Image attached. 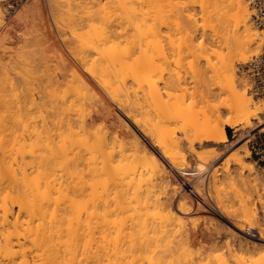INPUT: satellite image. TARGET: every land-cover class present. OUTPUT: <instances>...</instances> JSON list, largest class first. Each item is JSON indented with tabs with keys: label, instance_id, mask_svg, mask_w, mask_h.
Returning <instances> with one entry per match:
<instances>
[{
	"label": "bare ground",
	"instance_id": "obj_1",
	"mask_svg": "<svg viewBox=\"0 0 264 264\" xmlns=\"http://www.w3.org/2000/svg\"><path fill=\"white\" fill-rule=\"evenodd\" d=\"M64 1L62 0V3ZM72 1L76 2L75 0H72ZM84 1H86L87 5L84 3ZM84 1H78L80 3L81 2L84 3L83 4L84 6L82 4H79L78 7H80V6L85 7V8H83V12H84V9H87L86 6L88 7V11L86 10L87 13L85 12L87 15L89 14L87 16L89 18V20L87 21V19H86L88 24L90 23V21H93L95 19L96 20L93 22H96V21L99 22L98 20H103L104 23L100 21L104 25V26H102V28H104L106 24H108V25L110 24V23L105 24V22H106V19L108 18V14L110 12H112L111 14H113V11H112L113 9H111V7L114 8V6L117 4L116 0H114L115 3L113 0H84ZM119 1L121 2V3H119L121 11L123 10V13L124 14L126 13V15L127 14L132 15L130 17H131L132 21H133V19L135 21L134 22L135 25L133 23L131 24L129 22H126V23H129L130 26L131 25L135 26V27H133V35L132 34H130V35L133 36V40L135 41L134 44L135 45L137 44L136 46L135 45L133 46L131 44V42L133 43V41H132V38L130 36L129 37H130L131 42L129 41V38H127L128 31L125 30L127 28L125 26V24H124V27H126V28L125 29L123 28V32L125 31L126 33H124V36H123V34H122L123 32H122V30H121L122 28H121L120 33L122 35H120L121 38L117 37L118 39H120L118 41V39L116 38V35L114 36V38H116V39L112 38L113 40H111V38H110L111 36H113L112 33H114V34L116 33V32H113L116 30V29L114 30V28H113L114 26L113 27L112 26H110V27L106 26V30H105V28L104 29L101 28V30H99V28L101 26V24L99 23L100 26L98 25L99 28H97L99 30V32L98 31L95 32L96 34H94V37L91 36V39L92 40L94 39L92 41L93 42L92 44L88 43V42L85 43L86 42L85 40H87L86 39L87 37H90V33L93 30L88 31L89 36L86 35L87 34L86 33L84 35L85 37H81L80 35L83 36L82 31L80 32L82 34L77 36V38H76L77 41L84 39L83 41H85L84 43L87 45H85L82 42V40H81V44H83L85 46H89V48L90 47H92V48L91 49L88 48L89 51L91 50L90 53H89V51H85V52L83 51L86 54H84V53L82 54V52H80L82 55L79 53L81 56L77 54L79 56L78 60L76 58L75 59L77 61H79L78 63L80 64L81 69L76 70L74 68H70L71 72L69 71V69L67 70L70 73L65 70L67 73L65 72L66 74L63 75V77H64L63 84H61L62 81H60L62 79H60V80L57 79V81L59 80L58 82L53 80L54 83H51L52 82L51 81L50 82L51 84H49L50 89L48 87L49 90L47 93L46 86H44L45 84L43 82L42 83L44 84L43 86L45 88L44 89L45 91L41 90L43 88L42 83L37 84L38 86L41 85V88H40V86L39 87L37 86V88L35 89L34 86L32 85L33 84V82H32V84L27 86V87L33 86L30 89L32 90L34 88L32 90L34 92H30L27 94L24 93V91L26 89H23V87H22L23 84H21L23 79H20V78L17 79V81L22 80L20 82L22 89H21L20 85H19L20 88L17 87V84H15V82H13V81L11 82L12 83L11 85L9 83L10 81L5 83V84L8 83L10 86L8 84L7 85H1L2 83L0 84V134H2V132H3V134L1 135L2 138H0V139H2V141H4V143L6 144L8 142V139H7V142H5L6 138H4V137H7V136L9 137V133H10L9 129L11 128L13 130L14 129L13 127H19V128H17V130H15V131H17L16 133H14L15 131L10 130L13 132L10 134H16V136L10 135L11 137H9L10 138L9 140H11L14 137L13 140L10 141L12 144L10 142H9L10 145L7 143L10 147L8 146V148H6L7 144L3 145L2 144L3 142L0 141L1 146L3 145V147H0V152H2L0 154L1 155L0 158L2 160L0 162V170L3 173L2 174L0 172V176H1L0 177V179H1L0 188H1L2 180H4V182L7 181V183L9 182V184H6V185H4L6 182L5 183L3 182L2 187L4 188L6 186L7 189H5L6 188L5 187L4 188L5 190L2 188L1 189L2 191H0V193L1 192L3 193V194L1 193L2 195L0 194L1 195L0 196V198H1L0 199V264H103L104 262H105L104 264H122L121 262L127 261L124 259L126 257H129V256L132 257L134 260H132L130 258L131 261H128L127 263L124 262V264H129V262L132 263V261L134 264H135L134 261H138L137 264H175L176 263L175 258L177 256L178 257L176 259H177L178 263H179L178 260L182 259V263H184V264H186V262L188 264V262L190 260H191L190 264H206L205 263L206 260H203L204 259L203 257L205 255L207 256V254H209V253L207 252V254H205L206 253L205 251H204L205 253L204 252L202 253V248H204L205 246L202 245L203 246L202 247L200 245V247H202L201 251L196 249L197 251H199V253H202V255H203L202 256L201 254L198 255V253H195L196 256L198 255L197 257L193 253H191L193 250L192 249L193 247L190 249V248H188L187 245L186 246L184 245L185 247L183 246V244H184L183 242H187V244L190 242V241L188 242V238L185 237L187 234L186 233V226H182L180 224L181 222L183 223V220H184V218L182 217L183 214H182L181 219H180V220H182V218H183V220L182 221L179 220V225L182 226L181 232L184 235V237H182V236L180 237L181 240H183V242H181L179 240V238H177L179 235L175 236L177 239L176 238L174 239V235H172L173 238L171 237L170 231L172 234L173 229L170 230L169 226H171V225L169 223L170 218L168 216L167 217L165 216L166 218L164 217L165 220L168 219L165 221V223L167 222L166 224L162 220H160L158 223V221L154 220V218H153L154 208H156L155 206L159 205L157 202H161V201H159L158 199L155 198V200L157 202L156 201H154V202H156L157 205H153L154 204V202H153V204H152L153 205L152 207H154L153 211L148 212V211H150V210H148L149 209L148 207L151 206L152 202L148 203V201H146V200L149 199L151 201V199H152V201H153V197L156 196V195L153 196L154 191H155L154 190L155 187L153 186V182H155V181H153L151 183L149 181V183L147 184V185H149V187H146V185L143 186V187H145V189H143V190L147 191V192L143 191V192H145V193H143V196L146 200L143 199V196L141 193L142 186L140 188H139V186L141 184H143L142 182L145 183V181L150 178L151 174H150V171L145 169L146 167L143 166L145 169L144 172L146 170L149 172V173H147V175L149 177L147 175H146L147 178L144 176L145 173L143 174L141 171V169L143 167L138 162V160L140 158L144 159L145 157L149 156V154H150V156H152L151 155V148L149 146H147L144 142L142 143V141L138 140L139 136H138V138L136 137L138 135V133H136L133 130L134 127L131 130L128 129L131 126L130 124H128V123L126 124L127 131H126L125 135L123 134L122 138L121 137L119 138V136L121 134L119 135L118 132L114 131V130H113L114 132H112V130H111L112 128H110L108 125L104 124L103 120H101L102 125L97 126L98 118H96L94 116V114H92L94 112V109L97 108V106L102 107L105 104V102H104L105 98L102 99L100 94H99L101 91L99 90L100 92H98L96 89L97 85H98V87H100L102 90L105 91V92L104 91H102V92L106 93V95L108 96L109 99H110V97H112L111 100H114L116 98V97L113 98L115 96L116 92L120 91V93H121V90H120L121 88H122V91H124V95L123 94L122 95L123 96L126 95L127 98L129 97V93H131L133 91L132 89L135 87L134 86L132 88L133 85H136L135 89L137 87L139 88V86H137L138 83L136 84V82H135L136 80L132 79V81H129V82H131V85H128L127 84L128 82L126 83L127 78H130L129 75H131V73H129V72L132 69L128 70L129 68H127V70H126V67H125V69L123 68L122 70L119 69L121 71L124 70V75H127L125 73L127 71H129V72H127L128 76H126V77H123V74H121L122 73L121 71H118V72L119 73L121 72L119 75H122V76H119L118 74L115 75L116 73H118V72H116V70L119 67L123 66V65L121 66L120 64H122L124 62V60L123 61L121 60L122 62L119 61V63H117L118 65L116 64L117 68L115 69L114 66H115L116 60L115 61L112 60L113 58L111 56H113L114 59H116L115 55L117 57L118 53L115 55H114V53L125 49L124 45H126L128 47V48L126 47L127 50L129 48L134 49V48H132V46L135 47L136 50H138L137 46H139V49L144 48L143 42H145L144 46L146 45L147 48H149V47L151 48V45H152L151 41H152L153 37L158 38V36L156 37L155 35H159V34H156V28L158 27V24L160 22V21H158L157 18L156 19L158 21V24H157V26H155L156 25L155 15L157 13L154 12V11H156V10H154V9H156L155 8L156 2H154V1H156V0H127V1L124 0L126 2L130 1V4L127 3V4H129V6H127L126 2L124 3L123 0H119ZM172 1H170V2H172ZM218 1H216L215 4H213V9H214L213 11L214 12L216 11V14L218 17V18L216 17V19H218V21H219V22L218 21H216V22L218 23L217 25H219V23H221L220 24L221 25L220 30L222 29L221 31L223 32V34L221 33V37H219V34L221 31H218L219 29H217V31H218L217 32L215 29L217 34L218 33L219 34L217 36L216 32L214 31L215 35L214 34L213 35H214V38L215 37L220 38V39L218 38L219 41H216V42H220V43H218L219 45L217 44L218 46H216V47H219L220 51L218 49L214 48L215 45H213V48L216 50L212 51V53L214 54V52H215L217 55L216 56L214 54V56L216 57V58L214 57L215 60L217 59V62L214 60L216 62L215 63L216 67L214 65L215 75L217 76L216 78H218L220 81L227 82L225 84V86L221 88V90L218 94H221V95L226 94L228 96L226 98H228V99H224L223 100V101H225L224 103L222 101V104L221 103H220L221 105L219 104L220 106L219 105H218V107L216 106L215 112L218 113V114L216 113V115H217L216 117H217V119L218 118L219 119L216 120V122H217L216 124L214 122L215 126H213L211 133L209 131L207 132V133H210V135L207 137L206 136V135H208L207 133H206V135L200 134V137H202L204 139V136H206L207 137L206 140L210 139V140H212L213 143L218 144V146H220L219 144L226 143V142L233 143L238 138V134H236L235 137H233V138L228 137L227 132H226V125H228L232 128H235L237 131L242 130V133L240 132V134L243 135V133H244V137L248 136L246 130L248 129L247 126L251 125L250 124L251 117L255 116L256 119L260 118V120L261 119L263 120V118H264L263 117V115H264V101H259L253 97V95L251 94L252 92L250 91L249 86L247 84L248 82H246L247 80L245 78H243L245 76L241 77L240 75H238L237 68H236V64L238 62H244L245 63V61H247V59L255 53V50L257 51V48L261 46V43H259L257 41L258 40V33L249 24V19L251 18V14L249 15V13H248L247 1L246 0H218ZM70 2L71 1H69L67 4V1H66L65 3L67 4L66 7L69 9V11H67V12L69 13L71 19L69 17L68 18L72 22H74L73 19L76 18L74 15H78L79 13L78 12H77L78 14L74 13L77 11L76 7H75L76 11H75L74 6L69 7L70 5H73V3H74L73 2V3L69 4ZM111 2H112V4H111ZM202 2H203V0H202ZM154 3H155V5L152 8V5ZM157 3H159V2H157ZM187 3H188V1H187ZM171 4L169 7H171ZM210 4L208 3V5H210ZM1 5L2 4H0V26L3 24V21H4V17H5L4 13L7 11V8H5L4 6H1ZM203 5H204V3H203ZM75 6H76V4H75ZM117 6H119V5L117 4L115 7L117 8ZM146 6H148V7H146ZM159 6H161V5H159ZM185 6H187V5H185ZM82 7H80L81 10H82ZM95 7H97V9ZM109 7H110V9H109ZM150 7L152 9H150ZM172 7H173V5H172ZM73 8H74V10H73ZM160 8H163V7H160ZM203 8H205V6ZM72 11H74V12H72ZM78 11H80V9ZM176 11H177V8H176ZM68 13H67V16H69ZM169 13L171 14V12H169ZM81 14L83 15L82 11H81ZM153 14H155V15H153ZM118 15L116 12V16H118ZM120 15L122 16V13ZM121 16H118V17H121ZM124 16H123V21H124ZM213 16H215V15H213ZM249 16H250V18H249ZM179 17H180V13H179ZM188 17H189V15H188ZM77 18H79V17H77ZM158 18H160V15ZM192 18H193V16H192ZM194 18H195V16H194ZM5 19H6V17H5ZM79 19H82V17L80 16ZM180 19L181 18H179V20ZM188 19L189 18H187V20ZM70 20H69V22H70ZM114 20H117V18ZM119 20H120V18H119ZM189 20L193 21L192 19H189ZM120 21H122V18ZM129 21H130V19H129ZM132 21H130V22H132ZM66 22L68 23L67 18H66ZM75 22H76V20H75ZM178 22H181V21H178ZM195 22H197V21L195 20ZM181 23H183V21ZM90 24L92 25V23H90ZM95 24L93 25V27L95 26ZM186 24H185L184 28L187 27ZM68 25H69V23H68ZM82 25H84V24L82 23ZM91 25H89V26H91ZM69 26H71V25H69ZM89 26H87V27H89ZM180 26H181V24H180ZM72 27H75V26L72 25ZM72 27H70V28H72ZM87 27H86V29H87ZM96 27H97V25H96ZM115 27L117 28V26H115ZM107 28H109L113 31H111V30L109 31ZM74 29H75L74 32H76V30H77L76 27ZM90 29H93L92 26L90 27ZM134 30L136 33L134 32ZM116 31L119 32V28ZM164 32H166V31L164 30ZM84 33H85V31H84ZM92 33H94V31ZM187 33L189 34L190 31L186 32V35L188 36ZM78 34L79 33H77L76 35H78ZM168 34H170V33H168ZM186 35H185V38H187ZM192 35H191V37H193ZM125 36H126V39H125ZM135 36L137 38H135ZM165 36H168V35H165ZM80 37H81V39H78ZM195 37H196V33H195ZM150 38H151V40H150ZM123 39H125L126 42L129 41V43L132 46L130 44H128V42L127 43L124 42L125 40H123ZM136 39H138V40L136 41ZM160 39H161V37H160ZM108 40H111L113 42H111V41L108 42ZM115 40H117L118 42ZM121 40H123L124 43ZM187 40H190L189 37ZM187 40L184 42L185 43L188 42V43L192 44L191 43L192 38L190 41H187ZM87 41H89V40H87ZM114 41L116 43H114ZM167 41L169 42V40H167ZM119 42L121 43L120 45L118 44ZM216 42H215V44H216ZM77 43L79 44V42H77ZM262 43H263V40H262ZM190 44H187V45L189 46ZM121 45H123L124 48ZM129 45H130V47H129ZM120 46L122 47V49L120 48ZM158 46H160V45H158ZM158 46H156V47H158ZM77 47H79V46H77ZM193 48H194V46H193ZM193 48L192 49L188 48L189 49L188 51L193 50ZM213 48H211V49H213ZM130 49H129V51H132ZM152 49H153V47H152ZM166 49H167V47H166ZM127 50H126V53L128 52ZM141 50L142 49H140V52H141ZM147 50L148 49H146V51ZM123 51L125 52V50H123ZM123 51L119 53V55H122L121 57H124ZM149 51L150 50H148L146 54H148ZM193 51H195V48ZM87 52H88V54H87ZM153 52H155V51H153ZM129 53H130V56L132 55L131 52H128L127 57L132 58L129 56ZM193 54H194V52H193ZM195 54H197V52H195ZM155 55H156V53H155ZM89 56L90 57L92 56V58H90ZM195 56L196 55H194V57ZM93 57L95 59H93ZM127 57H125V59ZM139 57H136V59H138ZM144 57H146V56H144ZM120 58L119 59L117 58V61L120 60ZM57 59H56V61H57ZM121 59H124V58H121ZM140 59H142V55H141ZM145 59H142V63H143V60H145ZM59 60H61V59H58V61ZM127 60H129V59H127ZM62 61L64 62V60H62ZM145 61L143 64L146 66V65H148V63H147V61L146 62ZM136 62H137V60L131 61L130 63L131 64L133 63V64L132 65L130 64V66L132 67L134 65L133 68H137L136 64L139 65V62L138 63H136ZM145 63H147V64H145ZM111 64L114 66H112V67L109 66ZM127 64H128V62L125 65L129 66ZM150 66H152V65H150ZM150 66H146L145 67L146 70H148V69L151 70L152 67H150ZM139 67L137 69H139ZM211 67H212V65H211ZM55 68L56 67H54V69ZM110 68L111 69L113 68V72H112V70H110ZM145 68L142 71H145ZM47 69H49V68H47ZM58 69H55V71H57ZM137 69H134V72H136L138 74V76H136V73H135V75H131V78L136 76V78L142 79L139 76L140 72H141L140 75L142 76V71L139 70V72H138ZM26 70H29V69H26ZM79 70H82V73ZM31 72H32V70H31ZM48 72H50V71H48ZM61 72H62V70H61ZM110 72H111V74L113 73L114 76L111 75ZM16 73H18V72H16ZM28 73H29V75L31 74L30 72H28ZM28 73L26 72L27 75H28ZM145 73H146V71H145ZM26 74H25V76H26ZM53 74L56 75L57 72H55ZM59 74H60V72H59ZM152 74H155V73L153 72ZM34 75H35V73H34ZM48 75H51L50 78L53 77L52 73L48 74ZM144 75L147 76V74H144ZM22 76H23L22 78H25V79L28 77V76L24 77V75H22ZM111 76L114 77L116 80L111 81V79H112V78H110ZM56 77L57 76H55V78ZM121 77L126 78V80H123V78H121ZM17 78H18V76H17ZM29 78L27 80H29ZM34 78H36V77L34 76ZM118 78H121V80ZM37 79L38 78H36V81H37ZM146 79H147V77H146ZM153 79H155V78H153ZM45 80H47V79L45 78ZM29 81H30L29 83H31V80H29ZM113 81L114 82H116V81L117 82L118 81L123 82L124 81L123 82L124 84H122V82H120L122 85H117L119 82L118 83L116 82L117 84L114 87ZM143 81L145 82L146 80H143ZM163 82H165V81H163ZM29 83H27V84H29ZM151 83H152V81H151ZM18 84H19V82H18ZM46 84H47V82H46ZM126 84L128 86H130L131 88L129 87L130 88L129 89L126 86ZM123 85H125L126 88ZM143 85H141V89L143 88ZM145 85H147V84H145ZM118 86L120 87V89ZM148 86L151 87L149 84H148ZM51 87H52V89H51ZM60 87L63 90H61ZM116 87H117L118 91L115 90ZM152 87H154V83L152 84ZM24 88H26L25 85H24ZM124 88L125 89L128 88L129 93L126 94L127 90H124ZM16 89H18V91H19L18 93H17ZM27 89H29V88H27ZM135 89H134L135 92L139 91L138 89H136V90ZM155 89H156V87L153 90L150 89L151 92H149V91L148 92L150 93L151 96H153V99L155 98L157 100V98H156L157 96L151 94L153 92H158V91H155ZM22 90H23V93L21 92L22 97H21V101H20L19 100L20 97L18 98L16 95L19 96L20 91H22ZM113 90H115L116 92L114 91L115 92L114 93ZM130 90H131V92H130ZM159 91H160V89H159ZM208 91H209V89H208ZM27 92H28V90H27ZM133 92L131 95L132 97L130 96V98L135 99V101H136V98H133V96L137 92L136 93L135 92L133 93ZM213 92L214 91H212V94H213ZM118 93L116 94L117 98L119 96ZM167 93H168V91H167ZM201 93H202V91H201ZM45 94H47V95H45ZM23 95H25V96H23ZM142 95H143L142 97H144V98L146 97V96H144V94H142ZM146 95H147V92H146ZM150 95L147 99H151ZM166 95H168V94H166ZM13 96H15V98ZM135 96L138 97L137 94ZM158 97H159L160 101L164 102L163 100L160 99L161 96L158 95ZM124 98L125 99H123V98L121 99V96L118 98L119 100L121 99L120 100L121 102H122V100H125L124 102H122L123 104L125 103V105H124L125 107H123V105L121 103H119V105L121 104V106L125 109L124 113H126V111H128V113L130 112V114H132V113L134 114L135 111H137V112L139 111V110H136L137 108L139 109V107H138L137 102H135V101L134 102L136 103L137 107L135 105L133 109L130 107V110H129L128 105H131L133 107V105L131 104L132 102L129 101L131 99L130 98L127 99L126 97H124ZM144 98H143V100H144ZM56 99L61 100V102H60L61 104L57 103L59 101H56ZM126 99L131 103H129ZM137 99H139V98H137ZM207 99L208 98H206V101H207ZM209 100L210 99H208V102H209ZM115 101H112V102L115 104ZM160 101H159L160 104L158 103L159 106L162 104ZM134 102H133V104H134ZM167 103L168 102H165L164 105L165 104H166V106L170 105ZM182 103H184V102H182ZM126 105L128 108L126 107ZM141 105H142V103H141ZM178 105H181V104H178ZM207 105H209V104L207 103ZM141 107L142 106H140V110H141ZM144 107H145V105H144ZM144 107H143V109H144ZM168 107L163 106V108H162L160 106V108L163 109V110H160V112L162 111L161 114L164 115V113H166L165 115L167 116L168 115L167 112H164V111H167L166 109ZM184 107H185V104H184ZM105 108H107V107H105ZM160 108H157V109H160ZM170 108L171 107H169V109ZM185 108H187V107H185ZM98 109H100V108H98ZM131 109L135 110V111H132ZM182 109H184V108H182ZM188 109L189 108H187V110ZM173 110H174V108H173ZM227 110H228V112L230 111L229 113L232 112L231 115L236 114V113H238V114H237V116L234 115V117L230 115V116H228V118L226 117L227 119L224 118V120H226V121H224L223 118L221 120V118H220L221 114H224L225 112L227 113ZM131 111H132V113H131ZM234 111H235V113H234ZM44 112H46V114ZM96 112H97V110H96ZM114 112H116V111H114ZM143 112L146 113L148 111H143ZM128 113H127V115L130 116V114H128ZM175 113H177V112H175ZM229 113L227 115H229ZM116 114L118 115V113H116ZM133 114L131 117H132V119L135 118V120H133L134 122H136L135 124L137 126H142V124L139 123L140 120L138 121L136 119V118H138L137 117L138 115L136 114L137 116L133 117L134 116ZM213 114H214V112H213ZM33 115H35V116H33ZM176 115H178V114H176ZM147 116H149V115L147 114ZM158 116H160V115H158ZM36 117H37V119H36ZM74 117H77V118H74ZM87 117H89L90 120H87ZM120 117L121 116H119V118ZM168 117H170V116H168ZM214 118H215V116H214ZM29 119H31L33 121H29ZM75 119L76 120L78 119V120L75 121ZM121 119H119V120L123 121ZM129 119L131 120V121L129 120L130 123L133 122L131 118H129ZM139 119H140V115H139ZM166 120H168V119H166ZM174 120L176 121L177 119L175 118ZM78 121H80L79 122L80 124L78 123ZM120 121H118V122H120ZM124 121H123V124H124ZM141 121H142V119H141ZM30 122H32V123L29 124ZM76 122H77V124H79L78 125L79 127L76 125ZM99 122H100V120H99ZM149 122H150V120H149ZM257 122H259V121H257ZM138 123H139V125H138ZM153 123H154V120H153ZM245 123H246V125L241 126L242 124H245ZM182 125H181V127H182ZM246 127H247V129H246ZM263 128H264V126H263ZM19 129L24 131V132L21 131L24 135H21V132ZM103 129H105V130L103 131ZM140 129L142 130V128H140ZM208 129H209V127H208ZM135 130H137V129H135ZM144 130L146 131V129H144ZM144 130H142V131H144ZM192 130H194V128ZM262 130H264V129H262ZM4 131H6L7 134ZM18 132H20V133H18ZM25 132H26V134H27V132L29 133L28 135L30 136V138L33 137L32 139H30V140H32L33 143H35V142L36 143L37 142L42 143L43 142L42 144L45 146V148L43 147V145L40 147V144H39V146L35 147V144H33L34 150L37 149L38 147H40V149L41 148H43V149L47 148L48 149V150L46 149V151L44 150L45 153L47 151L51 152L50 154L48 152H47L48 154H45V153L41 154V151H40V153L38 152V150H40V149H38L35 152H38L39 156L40 155L41 156L38 158V154H37L38 160H36V158H35V160H34V158L32 160L29 156L33 157L31 154L32 153L31 150H33V149H32V147H30L31 149H29V146L31 145V143H30L29 137H26V138H28L26 140L29 141L28 143L30 145L28 143L27 144L29 146L26 145L25 143H24V145L28 146V149H27V147H25V150H27L26 152L31 154V155H28V157L31 160H27V161H30L29 165L31 167V169H30L31 171L26 170L27 167L25 164L28 165V162L26 160H22L23 165H20L21 163L19 161H21V160H19V159L17 160L15 157L19 153H24V152H22L23 151L22 144L24 142L25 137L23 139V137L21 138V136H25ZM133 132H135V134ZM202 132L205 133V131H202ZM112 133H114V134L117 133L118 135H116V134L112 135ZM158 133L161 134V131H159ZM186 133L187 132L184 131V134H186ZM193 133H196V132H193ZM249 133H251V135L249 137V139H250L254 136V132L251 131ZM4 134L7 136H5ZM18 134L21 135L20 138H19ZM110 134L112 136H110ZM160 134L159 135L155 134V135L160 136ZM188 134H190V133L188 132ZM165 135H167V134L165 133ZM116 136H118V137H116ZM149 136L151 138V135H149ZM110 137H112L113 139L116 138L119 141L118 142L117 140L114 139V141H117L116 143H119L118 144L119 145V151L118 152H116L115 150L113 151V152H116V155L118 154L117 155L118 157H116V156L114 157L115 153L113 155V152L109 150V147L111 149L114 148L113 145L115 143V142H113V139ZM160 137H162V136H160ZM187 137L188 138L190 137L189 138V140H190L191 137H193V136H187ZM200 137L198 134L199 142H203L204 140L203 141L200 140L201 139ZM209 137H211V138H209ZM18 138H19V141L17 140ZM21 139H22V141H21ZM162 139L164 140V138H162ZM150 140L152 141V138ZM164 141H166V140H164ZM246 142H247L246 139L244 141H242V143L240 145L241 146L240 149H239L240 146L238 147V149L233 148L234 150L235 149L236 150L234 151V154L233 153H232L233 155L230 154L231 156L229 157L231 159L233 158L232 163H230L231 160H229L230 162H228V160H227L226 162L229 163V164H227L228 167L224 168L223 167L224 165H222V167L224 168V169H222L224 171L223 173H221L222 175L216 176L217 174H215V173L216 172L218 173V171L214 172V175L216 177H220V176L221 177L217 178V180H216V178L213 179L214 180L213 182L215 184H218V185L221 184V186L223 185L222 186L223 190H225V188H226L227 192L223 191L222 188H220L221 191L226 193L225 194L226 198H227V195H229V198L227 200L229 205L228 204L227 205L230 207V209L226 206L227 207V212H226V210H225L226 207L223 208V205H225L223 203H222L223 205L221 204V208L226 213L225 214L226 216L229 214L228 216L234 218V220L232 219L233 223L231 220L230 221L235 228H231L232 231L229 229L227 232L230 234L232 233V236L234 237V236H236L237 233L235 231H233V229H235L237 231H242V232H244V230L246 229L245 233L248 236L249 235L250 236L256 235V241H258V243L255 241L252 242V240L249 241L248 238L247 239L243 238V237L238 238L237 236H239V235H237L236 236L237 238L234 237L235 239H238L237 243H235L233 241L234 244L228 243V242L226 243L228 245H226V244L224 245V243L221 244V245H224V247H221L222 249H224L225 246H227V248H226L227 251H225V249H224V251L227 252V255L224 252H222L221 254L217 253V254L212 255V258H210V260H212V259L215 260L216 264H218L219 262H221L219 264H222V263L223 264H227V263L232 264V263H229V261H231V262L233 261L234 264H245V263L247 264V262H245V261H247L248 259H246V257L243 256L242 254L244 252L247 254H249L250 252H253V254H254L255 251H256V253L254 255H257V259L253 263L251 262L248 264H264V170L263 171L260 170L262 168L259 169L252 161H247L244 158L243 153L247 152L246 151ZM15 143H16V145L19 143L18 144L19 147H16ZM38 143H37V145H38ZM152 143H153V141H152ZM168 143H170V142H168ZM177 143H178V141H177ZM13 144H14V146H13ZM166 145H167V143H166ZM166 145H164V146H166ZM11 146H13L14 148ZM225 146H224V148L227 149ZM20 147L22 149L19 150ZM11 148H12V151L15 152L13 156L11 155V153H13V152H10L11 150H8L6 152L7 149H11ZM4 149H5V151H3ZM14 149H18V151L14 150ZM165 150H163V152ZM215 151L216 150H214V152ZM3 152H6V153H3ZM26 152L24 153V155H27ZM84 152H85V155H87L86 158L84 155H82V153H84ZM205 152H208V151H205ZM214 152H211V153H214ZM229 152H231V151H229ZM7 153L9 156H12V159H14V160H9V158H7V156H8ZM16 153H18V154L16 155ZM203 153L204 152H202V154ZM208 153H210V151ZM208 153H207V155H209ZM43 154L47 155L48 157L43 155ZM169 154H170V152H169ZM199 154H200V152H199ZM202 154H201V156H202ZM49 155H51V156H49ZM164 155H165V153H164ZM207 155L204 154L203 158H205V156H207ZM214 155H216V153ZM18 156H20V155H18ZM81 156L85 159H82ZM210 156H211V154H210ZM20 157L22 158V156H20ZM28 157H26V158L29 159ZM166 157L169 158L168 160H171L170 156H166ZM211 157H213V155ZM26 158H25V156L23 157V159H26ZM203 158H201L202 162L207 160V159L203 160ZM145 159H147V158H145ZM150 159H151V157H150ZM7 160H9L10 162ZM81 160L83 162H84V160H86L83 163V165H82ZM173 160H174V158H173ZM17 161L20 164H18ZM24 161H26L27 163H25ZM31 161H32V164H31ZM80 161H81V163H80ZM223 161H224V159H223ZM223 161H221V162L223 163ZM150 162L156 163L157 161L155 162L153 159V161L150 160ZM181 163H183V162H181ZM205 163H207V162L205 161ZM18 165H20V166H18ZM155 165H157V164H155ZM176 165L179 166V163H177ZM22 166H24L25 168ZM82 166H84V167L88 166V172H85L83 170ZM153 166L154 165H152V167ZM186 166H187V164H186ZM19 167H21L22 169L24 168V169L22 170ZM163 167H165V166H163ZM187 168H188V166H187ZM19 169H21L23 171L22 174H21V171ZM153 169L157 170V168L155 169L154 167H153ZM163 169L164 168H162V170ZM158 170H159V167H158ZM18 171L22 175L21 178L19 175L17 177V173H19ZM28 171H30V173ZM35 171H36V173H35ZM48 171L50 172V174ZM31 173L35 177L31 176L32 177L31 178L30 177V175H32ZM219 173H220V171H219ZM142 175L144 176V179L142 178L143 177ZM164 175H165V173H164ZM154 177H155V175H154ZM145 178H146V180H145ZM160 178H161V176H160ZM166 179H164V180H166ZM169 179H170V176L168 174V180ZM126 180H128V181L126 182ZM169 181H166V182H169ZM64 182L65 183L67 182L66 185H64L65 184ZM140 182H141V184L139 185ZM169 183H168V185L172 186V188H173L174 184L170 185ZM223 183L227 184V186H225ZM151 184H152L153 188L152 187L150 188ZM10 185H12V186L9 187ZM18 185H21L22 190L20 189L21 187ZM17 186L19 189H17ZM159 186H160V184H159ZM163 186H164V184H163ZM166 186H165V188L164 187L163 188L167 189ZM8 187L11 190V192L14 188V191L12 193L10 192L11 194L9 193L10 196L8 194V191H7ZM215 187L217 188V185L216 186L214 185V189H215ZM16 190L19 192H17ZM23 190H25V191H23ZM150 190H153L152 191L153 193ZM158 190H159V188H158ZM178 190H179V188H178ZM197 190H199V189H197ZM215 191L218 192L217 189ZM4 192H5V194H4ZM174 192H177V191L174 189ZM14 193L15 194L17 193L16 196H14L15 195ZM171 193H173V192H171ZM6 194H8V195H6ZM12 194H14V195L12 196ZM144 194H147V195H144ZM150 196H151V199L149 198ZM218 196H219V192H218ZM140 198H141V200H144V202L146 201L145 203H148L150 206H148V204H146V206H147V208H146L145 204L142 205L143 203L140 201ZM157 198H159V195L157 196ZM216 198H217V196H216ZM220 199H221V196H219L218 201L223 200V199L222 200H220ZM184 202H186V201H183L181 203V206L183 204V206H182L183 208H179L178 210H180L181 212L183 211V213H184L186 211H189L190 209L191 210L193 209V208H191V205L193 203L191 205H189L188 202L186 204ZM189 203H191V201H189ZM224 203H226V201ZM162 204H164V203H162ZM216 204H217V202H216ZM187 205H189V206H187ZM15 206L18 207V209L16 208L17 212H15V210H16ZM159 206H161V205H159ZM192 206H194V205H192ZM217 206H219V204H217ZM199 208L204 209L203 207H201L200 204H199ZM156 209H159V207H157ZM228 209L230 211H228ZM146 210H148V211H146ZM147 212L150 213L151 215L148 214L147 215L148 217L147 216L145 217ZM109 214H110V216L112 215L114 220H115V221L114 220L112 221L114 223V226L111 224L113 227L109 225V223H111L109 220L112 218V216H111V218L109 219ZM127 217L130 218V220H131L130 222H128L129 220L127 219ZM147 218L151 219L152 221L153 220L156 221V223H158V225H156L155 222L153 223L152 221H149V219L147 220ZM179 218H180V216H179ZM190 219L195 220V218H192V217ZM209 220H211V219H209ZM123 221H125V222L127 221L128 225H129V223L131 224V226L127 225L128 227H130V229L129 228L126 229V231L129 229L128 233L125 232L127 222L124 224ZM185 221L186 220H184V222ZM196 221H197V219H196ZM170 222H171V219H170ZM209 222H213V221H209ZM160 223H161V225H159ZM168 223H169V225H167ZM191 223H190V225H191ZM183 225H185V224L183 223ZM109 226L112 227V229L113 228L114 229L109 230ZM124 226H125V228L123 229ZM209 226H211V225H209ZM220 226H218V227H220ZM212 227L213 226H211V228ZM256 227L258 228L257 234H252L251 232L247 231V230H250L252 228L256 229ZM213 229L214 230L217 229V230L221 231L222 227H221V229H218L217 227H213ZM223 230H226V229H223ZM192 233H194V232H192ZM230 234H228V235H230ZM173 239L180 241L179 247H177V245H178L177 241H175V243L177 242L176 243L177 245L173 244L174 243ZM229 242H231L230 239H229ZM181 243H183V244H181ZM214 245H216V244H214ZM218 245L220 247V243ZM218 245H216V246H218ZM170 246H172V247L175 246L177 248L174 247V249H173L172 247L170 248ZM216 246H214L215 249H217ZM200 247H198V248H200ZM185 249L187 251H185ZM188 249H190L191 252H189ZM218 249L220 250V248H218ZM167 250L169 251V254L167 253ZM173 250H175L174 253H175L176 257L174 254H173L174 256L171 255L173 253ZM179 250H181L180 252L182 254H180ZM196 250H194V251H196ZM207 251H208V248H207ZM220 251H222V250H220ZM241 252H242V254H239ZM184 253H185V255H184ZM189 253H190V255H188ZM192 254L196 258L193 257ZM223 254H225L227 256V260L225 258L226 256L224 255L225 256L224 257ZM251 254L252 253H250V255ZM221 255L225 259L222 258ZM165 256H166V258L168 257V259H166ZM219 256L221 257V259ZM173 257H174V259H173ZM180 257H182V258H180ZM193 258H195V259H193ZM217 258H218L219 262L217 261ZM103 259H104V262L101 263V261H103ZM213 260L210 262L213 263ZM140 261H141V263H139ZM173 261H174V263H173Z\"/></svg>",
	"mask_w": 264,
	"mask_h": 264
},
{
	"label": "rangeland",
	"instance_id": "obj_2",
	"mask_svg": "<svg viewBox=\"0 0 264 264\" xmlns=\"http://www.w3.org/2000/svg\"><path fill=\"white\" fill-rule=\"evenodd\" d=\"M64 1V0H63ZM67 1V4H68V2L69 1H71L69 4H71V3H73L74 1H72V0H65L63 3H62V0H21L20 2H18V5H15L14 7H12V6H10V4H5V3H2V2H0V4H2L1 6H4L5 8H7V11L4 13V16L6 17V19H5V17H4V21H3V24L0 26V84L1 85H7V84H5L6 82H9L10 83V85L12 84L11 82L13 81V82H15V84H17V87H19V85H20V87H21V84H23V89H26L25 91H24V93H30V92H34V91H32L34 88L36 89L37 88V84L39 83H42V91H45L44 89V86H46V91H47V93H48V90L50 89V86H49V84H51V83H54V81H56V82H58L60 79H62V80H60V81H62V83L61 84H63V82H64V77H63V75H65L67 72H69L70 71V68H74V69H76V70H78V69H81V67H80V64L78 63L79 61H77L78 60V55H80L81 53L80 52H82V54L85 52V51H89V49H91L92 47H90L89 48V46H85V45H87V44H85V43H93L92 41L94 40H92L91 39V36H93L94 37V34H96L95 32H99V30H101V28H102V26H104L103 25V20H98L99 22H93V21H95V20H93V21H90V23H92V25L89 23L88 24V20H89V18L87 17L88 15L86 14L87 13V11H88V7L86 6L87 4H86V1H84V0H78V1H84V3L86 4L85 6H86V8L87 9H84V12H83V8H85V7H82V6H80V7H82V10H81V8L80 7H78L79 6V4H84V3H80V2H78L77 0H75L76 2H74L73 3V5H70L69 7H72V6H74V8L76 7L77 8V11H76V8H75V11L76 12H74V11H72V12H74L75 14L77 13L78 15H74L76 18L75 19H73L74 20V22H72L70 19H71V17H70V15H69V13L67 12V11H69V9L66 7L67 6V4L65 3ZM114 1V0H113ZM124 1V0H123ZM127 1V0H126ZM126 1H124V3L126 2ZM161 0H156V1H154V2H156V9H154V10H156V11H154L155 13H157L156 15L155 14H153V15H155V19L157 18L158 19V21H160L159 22V24H158V21H157V19H156V25L155 26H157V24H158V27L156 28V34H159V35H155L156 37L158 36V38H155V37H153V39H152V41H151V43H152V45H151V48L149 47V48H147L146 47V45L144 46V43L145 42H143V47L144 48H140V49H142L141 50V52H140V49H139V46H137V49L139 50H136V48L135 47H133L135 44H134V40H133V27H135V26H130V24L129 23H133L134 25H135V21H134V19H133V21H132V19H131V17L130 16H132V15H126V13L124 14L123 13V10L121 11V9H120V4L119 3H121L119 0H116V2H117V4L119 5V6H117V8L114 6V8L113 7H111V9H113L112 11H113V14H111L112 12H110L109 14H108V18L106 19V22H105V24L106 23H110L109 25L108 24H106L105 25V30H106V26H114L113 28H114V30L116 29V30H118V28H119V32L118 31H113V30H111V29H109V28H107L109 31L111 30V31H113V32H118L117 34L115 33H112L113 34V36H111L110 38H111V40H113V39H116L117 37L119 38H121V36L120 35H122L123 34V36H124V33H126L125 31L123 32V28L125 29L126 27V31H128V34H127V38H129V41L131 42V40H130V37L132 38V41H133V43L131 42V44L133 45H131L130 43H129V41H127L128 42V44H130L131 46H132V48H134V49H130V50H134L133 52L132 51H129V49L127 50V46L126 45H124L125 46V49H123V50H125V52L123 51V50H121L122 49V47L124 48V46L123 45H121L120 46V50L121 51H118V52H116V53H114V55L115 54H117L118 53V55H117V57H116V55H115V58L116 59H114V57L113 56H111L113 59L112 60H116V63H115V66L114 65H109V66H114L115 67V69L117 68V63H119V61H123L124 60V62L122 63V64H120L122 67H119L117 70H116V72H118V71H121L123 68L125 69V67H126V70H127V68H129L128 70H130V69H132L130 72L129 71H127V72H129V73H131V75H135V73L136 72H134V69H137L139 66V69H137L138 70V72H139V70H144V68L146 67V66H150V65H152V66H150V67H152L151 68V70H149L148 68V70H146V68H145V71H146V73H145V71H142V76L140 75L141 74V72H140V74H139V76H140V78H142V79H139V78H136V76H138V74L136 73V76H134L133 78H131V75H129L130 76V78H127V80H126V78H123V77H126V76H128V73L126 72L125 74H127V75H124V70L123 71H121L120 73L121 74H123V77H121V78H123V80H126V83L128 84V85H131V82H129V81H132V79L133 80H136L135 82H136V84H137V86H139V88L137 87L136 89H138L139 91H134V89H135V87H136V85H133L132 86V90L137 94V96L138 97H136L135 95V97L133 96V98H136V101H135V99H131L130 98V96L132 95V92H131V90H130V92L131 93H129V89L131 88L130 86H128L127 84H126V86L129 88H127V89H125L126 88V86L125 85H123V86H125V88H124V90H127L126 91V94L127 93H129V97L128 98H130L131 100H129V101H131V102H129L127 99V96L125 95V96H123L124 95V91H122V88L120 89V87H119V89L121 90V93H120V91H118V89H117V87H116V89L115 90H117L118 92H116L115 90H113V92L115 93V96L113 97V98H115L114 100H111L112 99V97H110V99L108 98V96L106 95V93H104L105 91L104 90H102L100 87H98V85H97V87H96V89H97V91L98 92H100L99 94H100V96H101V98L102 99H104V102H105V104H104V106H97V108H95L94 109V112L92 113V114H94V116L96 117V118H98V122H99V120H100V122L98 123L97 122V126L98 125H102L101 123V120H103L104 121V124H106V125H108L110 128H112L111 130H112V132H114V131H117L118 132V134L120 135L119 136V138L121 137H123V134L125 135V133H126V131H127V128H126V124L128 123V124H130L129 126H130V128H128V129H132L133 127H134V131L136 132V133H138V135L136 136L137 138H138V136H139V138H138V140H140V141H142V143L144 142L147 146H149L150 148H151V155L152 156H150V154H149V156L151 157V159H150V157L149 156H147V157H145V158H147V159H143V158H140L139 160H138V162L141 164V166L143 167H146L145 169H147L148 171H150V178L149 179H147L146 180V178H147V173H149L147 170V172L145 171L144 172V167L141 169V171H142V173L144 174V176L146 177L145 178V183L144 182H142L143 184H141V182L139 183V188L142 186V190H141V193H142V196H143V193H145V192H147V191H145V190H143V189H145V187H143V186H145L146 185V187H149V185H147L148 183H149V181H150V183L151 182H153V181H155V182H153V186L156 188H154V194H153V196L154 195H156V196H154L153 197V201H152V199H151V196L149 197L150 199H151V201L148 199V200H146L145 198H144V196H143V199H145L146 201H148V203L149 202H152L151 203V206L148 204V203H145L144 202V200H141V198H140V201L143 203L142 205H144L145 204V206H146V204H148V206H150V207H148L149 209L148 210H150V211H148V210H146V211H148V212H152L153 211V208L154 207H152L153 205H157L156 204V200H155V198L156 199H158L159 201H161L162 203H164V204H162L161 202H157L159 205H161V206H155L156 208L157 207H159V209H156V208H154V215H153V218H154V220H156V221H158V223H159V221L160 220H162L164 223H165V221L166 220H168V219H164V217L166 216H168L170 219H171V222H170V219H169V223H170V225L171 226H169L170 227V230H172L173 232H172V234H171V231H170V235H171V237L173 238V236L172 235H174V239L176 238L175 236H178L177 238H179V240L181 241V242H183V240H181V236L182 237H184V235H183V233L181 232V227L182 226H186V236L185 237H187L188 238V244H187V242H183V243H181V244H183V246L185 245H187L188 246V248H192L193 250H192V252H191V250L190 249H188L189 250V252H191V253H193L194 255H195V253H198V255H202V253L204 252L205 254H207V252L209 253V254H207V256L205 255L203 258V260H206L205 261V263L206 264H216V262H215V260H213V263L212 262H210V261H212V260H210V258H212V255H214V254H217V253H222V252H224L226 255H227V252H225V251H227V246H225V251H224V249H222L221 247H224V245L228 242V243H233L234 244V242L235 243H237L238 242V239H235V238H240V237H243V238H248L249 239V241H251L252 240V242H257L258 243V241H256V235H252V236H248L246 233H245V230H244V232H242V231H237V230H235V229H233V231H235L237 234H236V236L237 235H239V236H232V233L230 234V233H228L227 231L230 229L231 231H232V229L231 228H235L233 225H232V223H233V220H234V218H232V217H230V216H226L225 214V212H224V210H222V208H221V204L223 203V204H225V205H223V208L224 207H228L229 209H230V207L228 206L229 204H228V198H229V195H227V198H226V193H224L223 191H226V188H225V190H223V188H222V186H221V184H215L213 181V179H215L216 178V180H217V178H220V177H216V176H218V175H222L221 173H223L224 171L222 170V169H224L225 167L227 168L228 166H227V164H229L228 162H230L229 160H231V162L230 163H232V161H233V158L231 159V158H229L231 155L230 154H234V151L236 150H234L233 148H237L238 149V147L241 145V143H242V141H244L245 139H246V151L247 152H244L243 153V156H244V158L247 160V161H252L259 169L260 168H262V169H260V170H264V167L262 166V165H259L256 161H255V158H254V156H253V154L250 152V150H249V137H250V135H251V133H249V132H254V130L253 129H258V127L260 128V130H262V129H264L263 128V126H261V125H263L264 124V118H263V120L261 119L260 120V118L259 119H256V117L255 116H252L251 117V122H250V126H247L248 127V129H247V127H246V131H247V137H244V133H243V135H241L240 134V132L242 133V130L241 131H237L235 128H232V127H230V126H228V125H226V130H227V127H229L230 128V135L229 134H227L228 135V137L229 138H233V137H235V135L236 134H238V138L236 139V141L235 142H233V143H230V142H226V143H222V144H219L220 146H218V144H215V143H213L212 142V140H210V139H208V140H206L207 139V137L210 135V133H211V131H212V128H213V126H215V124L217 123L216 122V120H218L217 119V115H216V113L217 112H215L216 111V106L218 107V105L221 103L222 104V101L224 100V99H228V98H226V97H228L226 94H218L219 92H220V90H221V88L222 87H224L225 86V84L227 83V82H225V81H220L218 78H216L217 76L215 75V69H214V65H215V67H216V62H217V59L215 60V56H214V54L216 55V53L214 52V54L212 53V51H214V50H216V49H218L219 50V47H216V46H218L219 44L218 43H220V42H216V41H219V37H221V33L223 34V32L220 30V24L221 23H219V25H217L218 23L216 22V21H218V19H216V17H217V14H216V11L214 12L213 10V4H215V2L216 1H218V0H203V2H202V0H162L161 2H160ZM165 1V2H164ZM170 1H172V2H170ZM177 1V2H176ZM187 1H188V3H187ZM247 1V0H246ZM157 2H159V3H157ZM170 2V3H169ZM184 4H183V3ZM213 2V3H212ZM219 2V1H218ZM78 3V4H77ZM114 3H115V1H114ZM127 3H129L130 4V1H128V2H126V5L127 6H129V4H127ZM172 3V4H171ZM175 5H174V4ZM180 3V4H179ZM190 3V4H189ZM203 3H204V5H203ZM208 3L210 4V5H208ZM75 4H76V6H75ZM111 4H112V2H111ZM158 4V5H157ZM165 4V5H164ZM170 4H171V7H169L170 6ZM155 5V3L152 5V8H153V6ZM159 5H161V6H159ZM172 5H173V7H172ZM185 5H187V6H185ZM35 6V7H34ZM84 6V5H83ZM110 6V5H109ZM113 6V5H112ZM182 6V7H181ZM205 6V8H203ZM209 6V7H208ZM211 6V7H210ZM247 6H248V13H249V15L251 14V11H250V9H249V4H248V1H247ZM65 9H64V8ZM146 7H148V6H146ZM160 7H163V8H160ZM188 7V8H187ZM74 8H73V10H74ZM96 9H97V7H95ZM151 7H150V9H152ZM171 8V9H170ZM176 8H177V11H176ZM181 8V9H180ZM187 10H186V9ZM195 8V9H194ZM212 8V9H211ZM80 9V11H78ZM109 9H110V7H109ZM108 9V10H109ZM147 9V8H146ZM184 9V10H183ZM87 10V11H86ZM159 12H158V11ZM189 10V11H188ZM211 10V11H210ZM81 11H82V13H83V15L81 14ZM120 11V12H119ZM151 11V10H150ZM174 13H173V12ZM189 13H188V12ZM202 11V12H201ZM64 12V13H63ZM86 12V13H85ZM116 12H117V15L118 16H121L120 14L122 13V16L121 17H118V16H116ZM169 12H171V14L169 13ZM193 12V13H192ZM196 12V13H195ZM211 12V13H210ZM67 13H68V15L69 16H67ZM162 13V14H161ZM173 13V14H172ZM179 13H180V17H179ZM184 13V14H183ZM192 13V14H191ZM115 14V15H114ZM170 14V15H169ZM125 15V16H124ZM159 15H160V18H158L159 17ZM188 15H189V17H188ZM208 15V16H207ZM213 15H215V16H213ZM80 16L82 17V19H79L80 18ZM85 16V17H84ZM116 16V17H115ZM123 16H124V21H123ZM129 18H128V17ZM192 16H193V18H192ZM194 16H195V18H194ZM8 17V18H7ZM70 19H69V18ZM77 17H79V18H77ZM87 17V18H86ZM113 19H112V18ZM162 17V18H161ZM168 17V18H167ZM175 17V18H174ZM66 18H67V21H68V23H69V25H71V26H69L68 25V23L66 22ZM73 18V17H72ZM85 18V19H84ZM117 18V20H114V19H116ZM119 18H120V20H121V18H122V21H120L119 20ZM174 18V19H173ZM179 18H183L182 20L180 19L179 20ZM187 18H189V19H192L193 21H191V20H187ZM213 18V19H212ZM218 18V17H217ZM249 18H250V16H249ZM62 19V20H61ZM65 21H64V20ZM86 19H87V21H86ZM105 19V18H104ZM129 19H130V21H132V22H130L129 21ZM160 19V20H159ZM177 19V20H176ZM199 19V20H198ZM206 19V20H205ZM69 20H70V22H69ZM75 20H76V22H75ZM108 20V21H107ZM195 20L197 21V22H195ZM201 20V21H200ZM84 21V22H83ZM103 22V23H101V22ZM105 21V20H104ZM118 21V22H117ZM169 21V22H168ZM177 21V22H176ZM178 21H183V23H181V22H178ZM79 22V23H78ZM120 22V23H119ZM126 22H129V23H126ZM176 22V23H175ZM216 24H215V23ZM219 22V21H218ZM221 22V21H220ZM81 23V24H80ZM82 23L84 24V25H82ZM86 23V24H85ZM96 23V24H95ZM98 23V24H97ZM101 24V26H100V24ZM170 23V24H169ZM181 24V26H180V24ZM187 23V24H186ZM202 23V24H201ZM214 23V24H213ZM78 24V25H77ZM88 24V25H87ZM95 24V26L93 27V25ZM124 24H125V26L126 27H124ZM179 24V25H178ZM185 24H186V28H184V26H185ZM197 24V25H196ZM200 24V25H199ZM249 24H250V26L252 27V28H254V30L258 33V42L259 43H261V45H262V38H261V35H260V32L257 30V28L253 25V23H252V21H251V18L249 19ZM72 25L73 26H75L76 27V32H74L75 31V27H72ZM89 25H91L92 26V28L93 29H90V27L91 26H89ZM96 25H97V27H96ZM100 26V28H99V26ZM161 25V26H160ZM163 25V26H162ZM165 25V26H164ZM176 25V26H175ZM183 25V26H182ZM191 25V26H190ZM202 25V26H201ZM218 27H217V26ZM79 26V27H78ZM84 26V27H83ZM87 26H89V27H87ZM115 26H117V28L115 27ZM123 26V27H122ZM132 28H130V27ZM171 26V27H170ZM189 26V27H188ZM193 26V27H192ZM199 26V27H198ZM201 26V27H200ZM70 27H72V28H70ZM86 27H87V29H86ZM111 27V28H112ZM129 27V28H128ZM165 27V28H164ZM167 27V28H166ZM176 27V28H175ZM183 27V28H182ZM198 27V28H197ZM95 28V29H94ZM97 28H99V30L97 29ZM104 28H102V29H104ZM112 28V29H113ZM122 28V29H121ZM159 28V29H158ZM169 28V29H168ZM173 28V29H172ZM179 28V29H178ZM197 28V29H196ZM212 28V29H211ZM72 29V30H71ZM85 29V30H84ZM120 29L122 30V34L120 33ZM131 29V30H130ZM215 29H216V31H217V29H219L218 31H221L220 32V34H219V37H215L214 38V35H215ZM94 31V33H92L93 31ZM107 30V31H108ZM164 30L166 31V32H164ZM168 30V31H167ZM187 30V31H190V33L188 34V36L186 35V32L185 31ZM196 30V31H195ZM82 31V33H83V36L82 35H80V34H82V33H80ZM84 31H85V33H84ZM88 31H92L91 33H90V37H87L86 39L87 40H89V41H87V40H85V41H83L82 39H81V37H85L84 35L86 34V35H88L89 34V32ZM158 31V32H157ZM181 31V32H180ZM184 31V32H183ZM192 31V32H191ZM215 31V32H214ZM217 31V32H218ZM134 32H135V30H134ZM160 32V33H159ZM173 32V33H172ZM217 32H216V35L218 36V34H217ZM46 33V34H45ZM77 33H79L78 35H76ZM120 33V34H119ZM136 33V32H135ZM168 33H170V34H168ZM195 33H196V37H195ZM130 34H132V35H130ZM193 34V35H192ZM214 34V35H213ZM46 35V36H45ZM81 36L80 38H78V39H81L82 40V42L85 44V45H83V44H81V40H79V41H77V36ZM116 35V38H114V36ZM118 35V36H117ZM126 35V34H125ZM136 35V34H135ZM165 35H168V36H165ZM185 35H186V37L187 38H185ZM191 35L193 36V37H191ZM199 35V36H198ZM76 36V37H75ZM89 36V35H88ZM130 36V37H129ZM170 36V37H169ZM176 36V37H175ZM92 37V38H93ZM160 37H161V39H160ZM170 39H169V38ZM182 37V38H181ZM188 37H189V39L191 40V38H192V40H191V43L192 44H190V43H188V42H184V41H186L187 39H188ZM191 37V38H190ZM109 38V39H110ZM113 38V39H112ZM117 38V39H118ZM124 38V37H123ZM135 38H137L136 36H135ZM163 38V39H162ZM168 38V39H167ZM185 40H184V39ZM204 38V39H203ZM218 40H217V39ZM125 39H126V36H125ZM125 39H123V40H125ZM213 39V40H212ZM215 39V40H214ZM111 40H108V42L109 41H111ZM120 39H118V41H119ZM123 40H121L122 42H123ZM138 39H136V41H137ZM150 40H151V38H150ZM163 40V41H162ZM167 40H169V42L167 41ZM172 40V41H171ZM183 40V41H182ZM190 40H187V41H190ZM196 40V41H195ZM91 41V42H90ZM115 41H117V40H115ZM114 41V43H116ZM117 41V42H118ZM120 41V42H121ZM175 41V42H174ZM195 41V42H194ZM200 41V42H199ZM202 41V42H201ZM205 41V42H204ZM261 41V42H260ZM77 42H79V44L77 43ZM111 42H113V41H111ZM118 43L119 45L121 44V43ZM124 42H126V40L124 41ZM123 42V43H124ZM126 42V43H127ZM156 42V43H155ZM215 42H216V44H215ZM137 43V42H136ZM202 43V44H201ZM205 43V44H204ZM214 43V44H213ZM127 44V45H128ZM169 44V45H168ZM173 44V45H172ZM187 44H190L189 46L187 45ZM218 44V45H217ZM90 45V44H89ZM130 45H129V47H130ZM137 45V44H136ZM135 45V46H136ZM139 45V44H138ZM158 45H160V46H158ZM177 45V46H176ZM207 45V46H206ZM213 45H215V47L214 48H216V49H214L213 48ZM260 45V44H259ZM77 46H79V47H77ZM83 46V47H82ZM156 46H158V47H156ZM167 47V49H166V47ZM188 46V47H187ZM193 46H194V48H195V51H193L194 50V48H193ZM200 46V47H199ZM203 46V47H202ZM82 47V48H81ZM127 47V48H126ZM142 47V46H141ZM152 47H153V49H152ZM193 48V50H190V51H188L189 49L188 48H190V49H192ZM209 47V48H208ZM261 47V46H260ZM260 47H258L257 48V51L255 50V53L254 54H256L258 51H259V49H260ZM86 48V49H85ZM89 48V49H88ZM157 48V49H156ZM211 48H213V49H211ZM146 49H148V50H150L149 52H148V54H146L147 53V51H146ZM78 50V51H77ZM126 50L128 51V52H131V56H130V53H129V56L130 57H132V58H128L127 56H128V52L126 53ZM152 50V51H151ZM157 50V51H156ZM162 50V51H161ZM168 50V51H167ZM211 50V51H210ZM225 50V49H224ZM58 51V52H57ZM84 51V52H83ZM91 51V50H90ZM90 51H89V53H90ZM123 51V54H124V57H121L122 55H119V53L120 52H122ZM143 51V52H142ZM146 51V52H145ZM153 51H155V52H153ZM207 51V52H206ZM220 51V50H219ZM61 54H60V53ZM78 52V53H77ZM193 52H194V54H193ZM195 52H197V54H195ZM53 53V54H52ZM80 53V54H79ZM126 53V54H125ZM155 53H156V55H155ZM44 54V55H43ZM60 54V55H59ZM78 54V55H77ZM81 54V55H82ZM84 54H86V53H84ZM87 54H88V52H87ZM122 54V53H121ZM193 54V55H192ZM253 54V55H254ZM80 55V56H81ZM141 55H142V59H145L146 61H147V63H148V65H144L143 63H144V61L145 60H143V63H142V59H140V57H141ZM148 55V56H147ZM194 55H196L195 57H194ZM253 55H251L248 59H250ZM53 56V57H52ZM55 56V57H54ZM64 56V57H63ZM75 56V57H74ZM121 58H124V59H121ZM140 56V57H139ZM144 56H146V57H144ZM217 56V55H216ZM59 57V58H58ZM61 57V58H60ZM90 57V56H89ZM125 57H127L126 59H125ZM136 57H139L138 59H136ZM155 57V58H154ZM199 57V58H198ZM215 57V58H214ZM58 58V59H61V60H59L58 61V59H57V61H56V59ZM64 58V59H63ZM77 60H76V59ZM90 58H92V56L90 57ZM117 58L119 59L120 58V60H118L117 61ZM150 58V59H149ZM214 58V59H213ZM66 59V60H65ZM93 59H95L94 57H93ZM127 59H129V60H127ZM135 61V60H137V62L136 63H138L139 62V65L138 64H136V66H137V68H133L134 67V65L131 67L130 66V62L131 61H133V60ZM247 59V60H248ZM53 60V61H52ZM62 60H64V62L62 61ZM127 60V61H126ZM216 62H215V61ZM61 61V62H60ZM92 61V60H91ZM121 61V62H122ZM145 61V62H146ZM149 61V62H148ZM69 62V63H68ZM128 62V64L127 65H129V66H126L125 64ZM151 62V63H150ZM246 62V61H245ZM59 63V64H58ZM147 63H145V64H147ZM153 63V64H152ZM214 63V64H213ZM242 63H244V62H238L237 64H236V68H237V73H238V75H240L241 77H243L244 76V74L241 72V68H240V66H241V64ZM71 64V65H70ZM117 64V65H116ZM133 64V63H132ZM131 64V65H132ZM150 64V65H149ZM155 64V65H154ZM51 65V66H50ZM70 65V66H69ZM125 65V66H124ZM211 65H212V67H211ZM53 66V67H52ZM135 66V67H136ZM145 66V67H144ZM54 67H56L55 69H58L57 71H55V69H54ZM142 67V68H141ZM156 67V68H155ZM47 68H49V69H47ZM26 69H29V70H26ZM35 69V70H34ZM51 69V70H50ZM53 69V70H52ZM69 69V71H67ZM114 69V70H115ZM119 69H121V70H119ZM214 69V70H213ZM10 70V71H9ZM31 70H32V72H31ZM42 70V71H41ZM61 70H62V72H61ZM67 72H66V71ZM110 70H112V72H113V68L111 69L110 68ZM39 71V72H38ZM41 71V72H40ZM48 71H52L51 73H52V76L54 77H51L50 78V76L51 75H48V74H51L50 72H48ZM57 72V74L55 75V74H53V73H55V72ZM60 72V74H59V72ZM81 73H82V70H79ZM16 72H18V73H16ZM26 72L28 73V72H30L31 74L29 75V73H28V75L26 74ZM46 72V73H45ZM66 72V73H65ZM71 72V71H70ZM69 72V73H70ZM151 72V73H150ZM155 73V74H152V73ZM23 73V74H22ZM33 73V74H32ZM34 73H35V75H34ZM47 75H45V74ZM119 72L118 73H116L115 75H119L120 74ZM134 73V74H133ZM8 74V75H7ZM16 74V75H15ZM19 74V75H18ZM25 74H26V76H25ZM45 76H44V75ZM110 74H111V72H110ZM144 74H147V76L146 75H144ZM22 75H24V77H27L26 79L25 78H22L23 76ZM111 75H113V73L111 74ZM155 75V76H154ZM10 76V77H9ZM12 76V77H11ZM17 76H18V78H17ZM34 76L36 77V78H38L37 79V81H36V78H34ZM43 76V77H42ZM55 76H57L56 78H55ZM114 76V75H113ZM119 76H122V75H119ZM118 76V77H119ZM144 76V77H143ZM162 76V77H161ZM30 77V78H29ZM42 77V78H41ZM116 77V76H115ZM146 77H147V79H146ZM149 77V78H148ZM12 80H11V79ZM23 79V81L22 80H19V81H17V79ZM29 78V80H31V83H29L30 81L29 80H27ZM45 78L47 79V80H45ZM49 78V79H48ZM110 78H112L111 79V81L112 80H116L114 77H110ZM114 78V79H113ZM117 78V77H116ZM121 78H118V79H120L121 80ZM153 78H155V79H153ZM243 78H245V77H243ZM10 79V80H9ZM16 79V80H15ZM42 81H41V80ZM44 79V80H43ZM51 79V80H50ZM57 79H59L58 81H57ZM131 79V80H130ZM164 79V80H163ZM246 79V78H245ZM3 80V81H2ZM25 80V81H24ZM28 82H27V81ZM54 80V81H53ZM143 80H146L145 82L143 81ZM157 80V81H156ZM162 80V81H161ZM247 80V79H246ZM22 81V82H21ZM49 81V82H48ZM52 81V82H51ZM113 81V82H114ZM139 81V82H138ZM151 81H152V83H151ZM155 81V82H154ZM163 81H165V82H163ZM17 82V83H16ZM18 82H19V84H18ZM20 82H21V84H20ZM29 83V84H27V83ZM32 82H33V84H32ZM35 82V83H34ZM46 82H47V84H46ZM51 82V83H50ZM55 82V83H56ZM117 82V81H116ZM114 82V87H115V85L119 82ZM120 82H122V81H120ZM119 82V83H120ZM124 82V81H123ZM122 82V84H124ZM247 82V81H246ZM117 84V85H122L121 83L120 84ZM130 83V84H129ZM134 83V82H133ZM132 83V84H133ZM140 83V84H139ZM154 83V87H152V84ZM166 83V84H165ZM33 85L34 86V88L31 90L30 88H32L31 86L30 87H27V86H29V85ZM135 84V83H134ZM144 84V85H143ZM145 84H147V85H145ZM148 84L152 87H149L148 86ZM248 84V83H247ZM9 85V84H8ZM9 85V86H10ZM24 85H25V87L26 88H24ZM44 85V86H43ZM56 85V84H55ZM141 85H143V88L141 89ZM40 86V88H41V85H39ZM38 86V87H39ZM54 86V85H53ZM52 86V87H53ZM147 86V87H146ZM169 86V87H168ZM16 87V88H17ZM19 87V88H20ZM22 87H21V89H22ZM48 87H49V89H48ZM52 87H51V89H52ZM55 87V86H54ZM63 87V86H62ZM113 87V88H114ZM156 87V89H155V91H158V92H153V93H151L152 95H156L157 97V100L154 98L153 99V96H151L150 95V93L149 92H151L150 91V89L151 90H153L154 88ZM248 87V86H247ZM18 88V89H19ZM27 88H29V89H27ZM61 88V87H60ZM99 88V89H98ZM145 88V89H144ZM148 88V89H147ZM18 89H16L17 90V93L19 92L18 91ZM135 89V90H136ZM159 89H160V91H159ZM208 89H209V91H208ZM20 90V89H19ZM27 90H28V92H27ZM31 90V91H30ZM61 90H63L62 88H61ZM100 90V91H99ZM142 90V91H141ZM214 91L213 92V94H212V91ZM102 91H104V92H102ZM145 91V92H144ZM149 91V92H148ZM165 91V92H164ZM167 91H168V93H167ZM201 91H202V93H201ZM23 93V90L22 91H20V95L18 96V95H16L18 98L20 97V101H21V97H22V93ZM60 92V91H59ZM133 92V93H134ZM146 92H147V95H146ZM163 92V93H162ZM216 92V93H215ZM16 93V92H15ZM46 93V92H45ZM118 93V98L121 96V99L123 98V99H125L124 97H126L127 99V101L129 102V103H131L132 105H133V107L131 106V105H128L129 106V108L127 107V105H126V107L130 110V107L133 109L134 108V106L136 105V103L135 102H137V104H138V107H139V109L137 108L136 110H139L138 112L140 113H138L137 111H135V110H132V111H135V113L133 114L132 113V111H131V113L134 115L133 117H135V116H137L138 118H136L138 121H139V123H141L142 124V126H137L135 123L136 122H134L133 120H135V118L134 119H132V114H130V112L128 113V111H126V113H124L125 112V109L123 108V107H125L124 105H125V103L123 104L122 102H124L125 100H122V102L117 98V94ZM103 94V95H102ZM123 94V95H122ZM141 96H140V95ZM142 94H144V96H146L145 98L144 97H142L143 95ZM166 94H168V95H166ZM252 95H253V97L255 98V99H257V100H259V101H264V100H262V99H259V98H257L253 93H251ZM45 95H47V94H45ZM105 95V96H104ZM113 95V94H112ZM111 95V96H112ZM149 95L151 96L150 98L151 99H147L148 97H149ZM158 95L159 96H161L160 97V99L161 100H163L164 102H162V101H160L159 100V97H158ZM173 95V96H172ZM207 95V96H206ZM23 96H25V95H23ZM27 96V95H26ZM123 96V97H122ZM170 96V97H169ZM211 96V97H210ZM216 96V97H215ZM14 98H15V96H13ZM132 97V96H131ZM142 99H141V98ZM155 97V96H154ZM172 97V98H171ZM175 97V98H174ZM17 98V99H18ZM24 98V97H23ZM137 98H139V99H137ZM143 98H144V100H143ZM206 98H208V99H210L209 100V102H208V99H207V101H206ZM212 98V99H211ZM168 99V100H167ZM116 100V101H115ZM143 100V101H142ZM162 103L160 106L163 108V106L164 107H171L170 109L172 110H170L169 109V107L166 109L167 111H164V112H167V116L165 115L166 113H164V115L163 114H161V112H160V110H163L162 108H160V106H159V101ZM56 101H59V102H57V103H59V104H61L60 102H61V100H57L56 99ZM112 101H115V104L112 102ZM126 101V102H127ZM135 101V102H134ZM139 101V102H138ZM157 101V102H156ZM181 101V102H180ZM113 104H112V103ZM133 102H134V104H133ZM153 102V103H152ZM165 102H168L167 104H170V105H168V106H166V104L164 105V103ZM175 102V103H174ZM182 102H184V103H182ZM225 101H223V103H224ZM119 103H121L122 105H123V107L121 106V104L119 105ZM141 103H142V105H141ZM159 103V104H158ZM173 103V104H172ZM181 104V105H178V104ZM206 103V104H205ZM207 103L210 105H207ZM145 105V107H144V105ZM158 104V105H157ZM184 104H185V107H187V108H189L188 110H187V108H185L184 107ZM220 104V105H221ZM142 106L141 107V110H140V106ZM151 105V106H150ZM176 105V106H175ZM219 105V106H220ZM147 106V107H146ZM158 106V107H157ZM105 107H107V108H105ZM136 107H137V105H136ZM143 107H144V109H143ZM160 108V109H157V108ZM177 107V108H176ZM98 108H100V109H98ZM173 108H174V110H173ZM182 108H184V109H182ZM124 109V110H123ZM127 109V110H128ZM178 109V110H177ZM187 111H186V110ZM96 110H97V112H96ZM148 111V112H143V111ZM177 110V111H176ZM185 110V111H184ZM104 111V112H103ZM112 111V112H111ZM114 111H116V112H114ZM169 111V112H168ZM109 112V113H108ZM138 114H137V113ZM175 112H177V113H175ZM213 112H214V114H213ZM224 112V111H223ZM230 112V111H229ZM228 112V110H227V113L225 112L224 114H221V120H222V118H223V120H224V118L225 119H227L228 118V116H230L231 115V113H229ZM45 114H46V112H44ZM43 113V114H44ZM115 113V114H114ZM116 113H118V115L116 114ZM127 113L128 114H130V116H128L127 115ZM229 113V115H227ZM234 113H235V111H234ZM44 114V115H45ZM137 114V115H136ZM147 114L149 115V116H147ZM154 114V115H153ZM176 114H178V115H176ZM218 114V113H217ZM237 114L238 113H236V114H232L231 116H233L234 117V115H236L237 116ZM108 115V116H107ZM139 115H140V119H139ZM158 115H160V116H158ZM226 115V116H225ZM33 116H35V115H33ZM32 116V117H33ZM76 116V115H75ZM119 116H121L120 118H119ZM127 116V117H126ZM163 116V117H162ZM168 116H170V117H168ZM214 116H215V118H214ZM224 116V117H223ZM90 117V116H89ZM89 117H87V120H90L89 119ZM142 117V118H141ZM167 117V118H166ZM178 117V118H177ZM183 117V118H182ZM227 117V118H226ZM263 117H264V115H263ZM40 118V117H39ZM74 118H77V117H74ZM122 118V119H121ZM129 118H131L132 119V121L133 122H131L130 123V119ZM154 118V119H153ZM160 118V119H159ZM177 119L176 121L174 120V119ZM33 119V118H32ZM36 119H37V117H36ZM41 119V118H40ZM118 119V120H117ZM119 119H121V120H125L124 121V124H123V121H120ZM141 119H142V121H141ZM159 119V120H158ZM166 119H168V120H166ZM78 120V119H77ZM76 119H75V121H77ZM112 120V121H111ZM130 120V121H129ZM149 120H150V122H149ZM153 120H154V123H153ZM158 120V121H157ZM212 120V121H211ZM29 121H33V120H31V119H29ZM118 121H120V122H118ZM137 121V122H138ZM162 121V122H161ZM224 121H226V120H224ZM257 121H259V122H257ZM80 121H78V123H79ZM153 124H152V123ZM171 122V123H170ZM214 122H215V124H214ZM263 122V123H262ZM32 122H30L29 124H31ZM116 123V124H115ZM139 123H138V125H139ZM162 123V124H161ZM166 125H165V124ZM262 123V124H261ZM80 124V123H79ZM79 124H77V122H76V125L78 126ZM133 124V125H132ZM183 124V125H182ZM197 124V125H196ZM112 125V126H111ZM116 125V126H115ZM155 125V126H154ZM181 125H182V127H181ZM244 125H246V123L245 124H242L241 126H244ZM128 126V125H127ZM145 126V127H144ZM193 126V127H192ZM253 126V127H252ZM261 126V127H260ZM79 127V126H78ZM144 127V128H143ZM173 127V128H172ZM180 127V128H179ZM197 127V128H196ZM208 127H209V129H208ZM250 127V128H249ZM14 129L12 130L11 128L9 129V132L10 133H13L12 131H15V130H17V128H19V127H13ZM140 128H142V130H144V129H146V131L144 130V131H142ZM194 128V130H192V129ZM211 128V129H210ZM135 129H137V130H135ZM206 129V130H205ZM10 130H12V131H10ZM20 130V132L22 131V132H24L23 130H21V129H19ZM105 129H103V131H104ZM114 130V131H113ZM132 130V131H133ZM159 131H161V134L160 133H158ZM174 131V132H173ZM180 131V132H179ZM184 131L185 132H187L186 134H184ZM202 131H205V133H203ZM210 132V133H207V132ZM6 134H7V132L6 131H4ZM8 132V133H9ZM17 131H15L14 133H16ZM20 132H18V133H20ZM21 132V135H24L23 133ZM135 132H133L134 134H135ZM147 132V133H146ZM188 132L191 134H188ZM193 132H196V133H193ZM198 132V133H197ZM200 132V133H199ZM227 132V131H226ZM237 132V133H236ZM9 133V137H11L10 135H15L16 136V134H10ZM165 133L167 134V135H165ZM206 133L208 134V135H206ZM2 134H3V132H2ZM2 134H0V138H2ZM29 133L27 132V134H26V132H25V136H21L20 134H18L19 135V138H20V136H21V138L23 137V139H24V137H25V139H24V142H23V144H22V147H23V151L22 152H26L27 150H25V147H27V149H28V146L30 145L28 142L29 141H27L26 139H28V138H26V137H29V140L30 139H32L33 137H31L30 138V136L28 135ZM114 133H112V135H113ZM116 135H118L117 133H115ZM114 134V135H115ZM155 134H157V135H159L160 134V136H162V137H160V136H157V135H155ZM198 134H199V137H200V134L202 135V134H204V135H206V136H204V139L202 138V137H200L201 139L200 140H204L203 142H199V140H198ZM5 135V134H4ZM111 134H110V136H112ZM148 135V136H147ZM149 135H151V138H152V141H153V143H152V141L150 140L151 138H150V136ZM164 135V136H163ZM5 136H7V135H5ZM12 136V137H13ZM187 136H193V137H191V139L189 140V138L187 137ZM8 136L7 137H4V138H6V140H5V142H7V139H8V144L10 145V141L11 140H13V138L11 139V140H9L10 138H9ZM116 137H118V136H116ZM128 137V136H127ZM155 137V138H154ZM157 137V138H156ZM173 137V138H172ZM177 137V138H176ZM197 139H196V138ZM206 137V138H205ZM243 137V138H242ZM19 138L17 139L18 141H19ZM110 138H112V137H110ZM159 138V139H158ZM162 138H164V140H166V141H164ZM171 138V139H170ZM186 138V139H185ZM209 138H211V137H209ZM113 139V138H112ZM115 140H117L116 138H114ZM114 139H113V142H115L114 143V145H113V149H111L110 147H109V150L110 151H116V152H118L119 151V143H116L117 141H114ZM162 139V140H161ZM35 140V139H34ZM144 140V141H143ZM174 140V141H173ZM198 140V141H197ZM210 140V141H209ZM0 141L1 142H3L2 144L3 145H6L5 143H4V141H2V139H0ZM15 141V140H14ZM13 141V142H14ZM17 141V142H18ZM21 141H22V139H21ZM26 141V142H25ZM177 141H178V143H177ZM190 141V142H189ZM193 141V142H192ZM209 141V142H208ZM10 142V143H9ZM35 142V141H34ZM119 142V141H118ZM156 142V143H155ZM168 142H170V143H168ZM172 142V143H171ZM21 143V142H20ZM24 143L26 144V145H28V146H26V145H24ZM28 143V144H27ZM30 143H31V145L29 146V149H31L30 147H32V149L34 150V146H33V144H35V147L36 146H39V144H40V147L43 145L42 143H38V145H37V143L35 142V143H33L32 142V140H30ZM165 143V144H164ZM166 143H167V145H166ZM177 143V144H176ZM7 144V147L6 148H8V145ZM12 144V143H11ZM19 144V143H18ZM16 145V143H15V145H16V147H19V145ZM166 145V146H164V145ZM237 144V145H236ZM3 145L1 146V143H0V147H3ZM161 147H160V146ZM227 148V149H225L224 148V146ZM234 145V146H233ZM13 146H14V144H13ZM13 146H11V147H13ZM231 146V147H230ZM10 147V146H9ZM40 147H38L37 149H35L34 151L33 150H31V154H32V156L33 157H31V156H29L32 160H33V158H34V160H35V158H36V160H38V158L41 156H39V154H38V152L40 153V151H41V154L42 153H45V151H46V149H43V148H41L40 149ZM43 147L45 148V146L43 145ZM215 147V148H214ZM5 148V149H6ZM14 148V147H13ZM169 150H168V149ZM171 148V149H170ZM214 148V149H213ZM241 148V146L239 147V149ZM5 149L3 150V151H5ZM20 149H22L21 147L19 148V150ZM38 149H40V150H38ZM43 149V150H42ZM166 149V150H165ZM212 149V150H211ZM8 150H11L10 152H13L12 151V148L11 149H7L6 150V152L8 151ZM14 150H17L18 151V149H14ZM25 150V151H24ZM38 150V152H35V151H37ZM45 150V151H44ZM48 150V149H47ZM162 150V151H161ZM163 150H165L164 152H163ZM214 150H216L215 152H214ZM16 151V152H17ZM43 151V152H42ZM168 151V152H167ZM205 151H210V153H208V152H205ZM221 151V152H220ZM229 151H231V152H229ZM233 151V152H232ZM6 152H3V153H6ZM48 152V151H47ZM45 153V154H50L51 152L49 151L48 153ZM116 152H113V155H114V153H115V155H114V157L116 156V157H118L117 155H116ZM169 152H170V154H169ZM199 152H200V154H199ZM202 152H204L203 154H202ZM211 152H214V153H211ZM2 152H0V154H1ZM9 153V152H8ZM8 153H7V155H8ZM14 153L15 152H13V153H11V155L13 156L14 155ZM24 153H16V155L18 154V155H20V156H22V158L20 157V156H15L16 157V159L18 160H21V161H17L18 162V164H20V165H23V162H22V160H31L29 157H28V155H31V154H29V153H27L26 152V154L27 155H24ZM36 153V154H35ZM164 153H165V155H164ZM207 153L209 154V155H207ZM216 153V155H214ZM218 153V154H217ZM37 154H38V158H37ZM45 154H43V155H45ZM87 154V153H86ZM167 154V155H166ZM201 154H202V156H201ZM204 154H206L207 156H205V158H203L204 156ZM210 154H211V156L213 155V157H211L210 156ZM232 154V155H233ZM5 155V154H4ZM36 155V156H35ZM82 155H84L85 156V158L87 157V155H85V152L84 153H82ZM1 156V155H0ZM12 156H7V158H9V160H14V159H12ZM25 156V158L26 157H28L29 159H23V157ZM45 156H47V155H45ZM49 156H51V155H49ZM166 156H170L171 157V160H168L169 158H167ZM11 157V158H10ZM21 159H20V158ZM48 157V156H47ZM82 157V156H81ZM153 157V158H152ZM207 157V158H206ZM210 157V158H209ZM85 158H83L82 157V159H85ZM173 158H174V160H173ZM201 158H203V160H205V159H207V160H205L207 163H205V161L204 162H202V160H201ZM153 159H154V161L156 162V163H154V162H150V160H152L153 161ZM200 159V160H199ZM223 159H224V161L226 162L227 160H228V162H224L223 161ZM226 159V160H225ZM9 160H7V161H9ZM87 160V159H86ZM86 160H84V162L86 161ZM147 160V161H146ZM2 160H1V158H0V162H1ZM24 161L25 163H27L28 162V165L27 164H25L26 165V170H30L31 169V167H30V161ZM82 161V160H81ZM81 161H80V163H81ZM171 161V162H170ZM221 161H223V163L221 162ZM10 162V161H9ZM12 162V161H11ZM83 161H82V165H83V163H84ZM88 162V161H87ZM162 162V163H161ZM175 162V163H174ZM181 162H183V163H181ZM138 163V164H139ZM153 163V164H152ZM177 163H179V166L178 165H176ZM204 163V164H203ZM31 164H32V161H31ZM87 164V163H86ZM155 164H157V165H155ZM186 164H187V166H188V168H187V166H186ZM17 165V164H16ZM20 165H18V166H20ZM152 165H154L153 167L156 169L157 168V170H154L153 169V167H152ZM171 165L172 166H174V167H176V168H181V169H188L189 171H191V178L195 181V185H196V188L197 189H199V190H197L198 191V193L200 194V196H201V202H199L198 203V207L196 208L195 206H192V205H194V204H192V202L191 203H189V199L187 198V196L185 195V193L183 192V189L182 188H180L181 186L178 184V181H176L175 180V178H174V175H173V173H172V168H171ZM222 165H224L223 167H222ZM85 166V165H84ZM84 166H82V168H83V170L85 171V172H88V166H86V167H84ZM159 167V170H158V167ZM163 166H165V167H163ZM181 166V167H180ZM184 166V167H183ZM22 167H24V166H22ZM30 167V168H29ZM19 168H21V167H19ZM25 168V167H24ZM23 168V169H24ZM29 168V169H28ZM81 168V167H80ZM162 168H164L163 170H162ZM22 169V168H21ZM21 169H19L20 171H21V174L23 173V169L21 170ZM162 170V171H161ZM167 170V171H166ZM31 171V170H30ZM30 171H28L29 173H30ZM159 171V172H158ZM216 171H218V173L216 172ZM219 171H220V173H219ZM0 172L2 173V171L0 170ZM19 172V171H18ZM27 172V173H28ZM49 172V171H48ZM214 172H216L215 174H217L216 176L214 175ZM34 173V172H33ZM35 173H36V171H35ZM141 173V172H140ZM164 173H165V175H164ZM3 174V173H2ZM1 174V175H2ZM20 174V172L19 173H17V177H18V175L20 176V178H21V175ZM32 174V173H31ZM49 174H50V172H49ZM162 174V175H161ZM168 174H169V176H170V181L168 180ZM35 175V174H34ZM147 175V176H146ZM153 175V176H152ZM154 175H155V177H154ZM164 175V176H163ZM31 176H33V174L32 175H30V177ZM143 176V175H142ZM144 176L142 177L143 179H144ZM160 176H161V178H160ZM215 176V177H214ZM1 177V176H0ZM3 177V176H2ZM33 177H35V176H33ZM52 177V176H51ZM149 177V176H148ZM154 177V178H153ZM32 178V177H31ZM53 178V177H52ZM167 178V179H166ZM128 179V178H127ZM160 179V180H159ZM163 179V180H162ZM164 179H166V180H164ZM51 180V179H50ZM125 180V179H124ZM0 181H1V179H0ZM128 180H126V182H127ZM159 181V182H158ZM165 181V182H164ZM166 181H169V182H166ZM4 182V180H2V183ZM6 182V183H5ZM4 183V185H6V184H9V182L7 183V181H5ZM125 182V181H124ZM164 182V183H163ZM2 183H1V188H0V191H2L1 189L3 188L2 186ZM65 183V182H64ZM67 183V182H66ZM66 183L64 184V185H66ZM167 183V184H166ZM168 183L170 184V185H173L174 184V186H173V188H172V186H169L168 185ZM11 184V183H10ZM157 186H156V185ZM159 184H160V186H159ZM162 184V185H161ZM163 184H164V186H163ZM225 186H227V184H225V183H223ZM168 187H167V186ZM177 185V186H176ZM214 185L216 186L217 185V188L215 187V189H214ZM8 186V185H7ZM12 185H10L9 187H11ZM18 186H20L21 187V185H18ZM18 186H17V189H19L18 188ZM165 186H166V188L167 189H164L165 188ZM6 187V186H5ZM4 187V188H5ZM9 187H8V194L11 192V190L9 189ZM67 187V186H66ZM152 187V184H151V186H150V188ZM164 187V188H163ZM175 187V188H174ZM179 188V190H178V188ZM3 188V189H4ZM153 188V187H152ZM158 188H159V190H158ZM220 188H222V190L223 191H221V189ZM228 188V187H227ZM5 189H7V187L5 188ZM4 189V190H5ZM12 189V188H11ZM16 189V188H15ZM21 190H22V187L20 188ZM149 189V188H148ZM174 189L177 191V192H174ZM218 190V192H219V196H221V199L220 200H222V201H218V198H219V196H218V192L217 191H215V190ZM20 190V191H21ZM220 190V191H219ZM228 190V189H227ZM14 191V188H13V190H12V192ZM17 191V190H16ZM23 191H25V190H23ZM143 191H145V192H143ZM151 192L153 191V190H150ZM161 191V192H160ZM209 191V192H208ZM6 192V191H5ZM5 192H4V194H5ZM11 192V193H12ZM17 192H19V191H17ZM22 192V191H21ZM20 192V193H21ZM157 194H156V193ZM159 192V193H158ZM171 192H173V193H171ZM183 192V193H182ZM223 192V193H222ZM227 192V191H226ZM2 193V192H1ZM0 193V194H1ZM7 193V192H6ZM10 193V194H11ZM23 193V192H22ZM153 193V192H152ZM217 193V194H216ZM3 194V193H2ZM1 194V195H2ZM8 194H6V195H8ZM10 194H9V196H10ZM15 194V193H14ZM14 194H12V196L14 195ZM17 194V193H16ZM16 194L14 195V196H16ZM0 195V196H1ZM144 195H147V194H144ZM159 195V198H157V196ZM224 195V196H223ZM5 196V195H4ZM3 196V197H4ZM216 196H217V198H216ZM148 197V196H147ZM226 198V199H225ZM1 199V198H0ZM168 200V201H167ZM206 200V201H205ZM154 201H156V202H154ZM183 201H186V202H184L185 204L188 202V204L189 205H191V208H193L191 211L189 210V211H186V212H184L183 213V211L181 212L180 210H178L179 208H183L182 206H183V204H182V206H181V203ZM217 202V204H219V206H217V204H216V202ZM226 201V203H224ZM153 202H154V204H153ZM221 202V203H220ZM112 203V202H111ZM153 204V205H152ZM199 204L201 205V207H203L204 209H200L199 208ZM228 204V205H227ZM189 205H187V206H189ZM144 206V207H145ZM185 206V205H184ZM227 207H226V212H227ZM18 209V207L17 206H15V209ZM146 208H147V206H146ZM152 210H151V209ZM17 209L15 210V212H17ZM199 209V210H198ZM228 209V211H230ZM182 210V209H181ZM217 210V211H216ZM222 210V211H221ZM214 211V212H213ZM147 212V214L145 215V217L148 215V214H150V213H148ZM187 215H186V214ZM17 214V213H16ZM112 214V213H111ZM153 214V213H152ZM168 214V215H167ZM182 214H183V216H182ZM223 214V215H222ZM114 215V214H113ZM151 215V214H150ZM200 215V216H199ZM112 216V215H111ZM111 216H110V214H109V219L111 218ZM116 216V215H115ZM179 216H180V218H179ZM181 216L184 218V220H186L185 222H184V220H183V218H182V220H183V223L185 224V225H183V223L181 222L180 224L182 225H179V220L181 219ZM148 217V216H147ZM152 217V216H151ZM165 217V218H166ZM195 218V220L194 219H190V218ZM229 217V218H228ZM112 218H113V216H112ZM110 219L109 221L111 222V223H109V225L110 226H114V223L112 222L113 220H114V218L113 219ZM152 218V219H153ZM127 219L129 220H127L128 222H130L131 220H130V218L129 217H127ZM149 218H147V220H148ZM189 219V220H188ZM196 219H197V221H196ZM209 219H211V220H209ZM217 221H216V220ZM233 219V220H232ZM236 219V218H235ZM152 221L151 219H149V221H152L153 223L155 222V224L156 225H158V223H156V221ZM182 220H180V221H182ZM232 221V223H231V221ZM115 221V220H114ZM126 221V222H127ZM161 221V222H162ZM193 221V222H192ZM195 221V222H194ZM199 221V222H198ZM209 221H213V222H209ZM124 222V224L126 223L125 221H123ZM128 222H127V224H126V228H125V226L123 227V229L125 228V232L126 233H128V230L130 229V227H128V226H131V224L129 223V225H128ZM151 222V223H152ZM192 222V223H191ZM209 222V223H208ZM216 222V223H215ZM167 223V222H166ZM165 223V224H166ZM169 223L167 224V225H169ZM190 223H191V225H190ZM194 223V224H193ZM220 223V224H219ZM112 224V225H111ZM123 224V223H122ZM163 224V223H162ZM193 224V225H192ZM206 224V225H205ZM223 224V225H222ZM128 225V226H127ZM159 225H161V223L159 224ZM209 225H211V226H213V227H217L218 229H221V227H222V229H221V231L220 230H214L213 229V227L211 228V226H209ZM221 225V226H220ZM109 226V230L111 229V230H113L112 229V227H110ZM195 226V227H194ZM218 226H220V227H218ZM225 226V227H224ZM247 226V225H246ZM208 229H207V228ZM228 227V228H227ZM127 228H129L127 231H126V229ZM246 228V227H245ZM180 229V230H179ZM192 231H191V230ZM223 229H226V230H223ZM224 232H223V231ZM257 230H258V228L256 227V229L255 228H252V229H250V230H247V231H249V232H251L252 234H257ZM178 232V233H177ZM180 232V233H179ZM192 232H194V233H192ZM220 236H219V235ZM225 234V235H224ZM228 234H230V235H228ZM192 237H191V236ZM202 235V236H201ZM228 236V237H227ZM190 237V238H189ZM176 238V239H177ZM194 238V239H193ZM225 238V239H224ZM173 239V240H174ZM184 239V238H183ZM207 239V240H206ZM229 239H230V241L231 242H229ZM232 239V240H231ZM235 239V240H234ZM227 240V241H226ZM175 241H177V240H174V245H177L176 243L178 242V245H177V247H179V242L180 241H177L176 243H175ZM234 241V242H233ZM173 242V241H172ZM218 242V243H217ZM200 243V244H199ZM220 243V247H219V244ZM224 243V245H221V244H223ZM214 244H216V245H218V246H216V245H214ZM200 245L202 246H205L204 248H202V247H200ZM226 245H228V244H226ZM182 246V247H183ZM184 246V247H185ZM214 246H216L217 247V249H215V247ZM172 246H170V248H171ZM174 247L175 246H173L172 248L174 249ZM177 247H175V248H177ZM198 247H200V248H198ZM169 248V249H170ZM201 248H202V253H199V251H201ZM207 248H208V251H207ZM218 248H220V250H222V251H220ZM196 249H198L199 251H197ZM194 250H196V251H194ZM219 250V251H218ZM177 251V250H176ZM181 250H179V252H180ZM183 251V250H182ZM185 251H187L186 249H185ZM175 250H173V253L171 254V255H175ZM167 253L169 254V251L167 250ZM177 253V252H176ZM245 253V252H244ZM242 254V252L241 253H239V254H242L243 256H245L246 257V259H248L247 261H245V262H247V264L248 263H253L256 259H257V255H254L255 253H256V251H255V253L253 254V252H250V253H252L251 255H250V253L249 254H247V253H245V254ZM180 254H182L181 252H180ZM192 254V256L193 257H195L194 255ZM225 254H223V256L225 255ZM173 255V256H174ZM184 255H185V253H184ZM188 255H190V253L188 254ZM197 255V256H198ZM225 255V256H226ZM168 256V255H167ZM191 256V257H192ZM196 256V257H197ZM203 256V255H202ZM201 256V257H202ZM224 256V257H225ZM126 257V256H125ZM169 257V256H168ZM168 257L166 258V256H165V258L166 259H168ZM171 257V256H170ZM175 257H176V255H175ZM178 257V256H177ZM176 257V258H177ZM195 257V258H196ZM208 257V258H207ZM220 257V256H219ZM218 257V258H219ZM221 257H222V255H221ZM221 257H220V259H221ZM224 257H222V258H224ZM132 260H134L132 257H126L124 260H127V261H124V262H128V261H131V259ZM175 258V260H176V263L175 264H181L182 263V259L180 260L179 258V263L177 262V259ZM180 258H182V257H180ZM190 258V257H189ZM195 258H193V259H195ZM206 258V259H205ZM218 258H217V261L219 262V260H218ZM226 258V260H227V256L225 257ZM224 258V259H225ZM171 259V258H170ZM173 259H174V257H173ZM187 259V258H186ZM185 259V260H186ZM202 259V258H201ZM209 259V260H208ZM223 259V260H224ZM136 260V259H135ZM138 260V259H137ZM169 261V260H168ZM181 261V262H180ZM229 261V260H228ZM227 261V262H228ZM102 262H104V259H103V261H101V263ZM124 262L122 261L121 263L122 264H124ZM135 262V264H137V262L138 261H134ZM185 262V261H184ZM190 262H191V260L188 262V264H190ZM204 262V261H203ZM105 263V262H104ZM103 263V264H104ZM132 263H133V261H132ZM131 262H129V264H132ZM139 263H141V261L139 262ZM173 263H174V261H173ZM219 263H221V262H219ZM218 263V264H219ZM229 263H232V264H234V262L232 261H229ZM134 264V263H133ZM182 264H184V263H182ZM186 264H187V262H186ZM223 264V263H222ZM228 264V263H227ZM246 264V263H245Z\"/></svg>",
	"mask_w": 264,
	"mask_h": 264
},
{
	"label": "built area",
	"instance_id": "obj_3",
	"mask_svg": "<svg viewBox=\"0 0 264 264\" xmlns=\"http://www.w3.org/2000/svg\"><path fill=\"white\" fill-rule=\"evenodd\" d=\"M21 0H0L14 7ZM251 11V21L260 32L263 43L259 51L245 63H242L241 72L247 79L250 91L259 99L264 100V0H247ZM264 126V124L262 125ZM249 150L255 161L264 167V130L254 129V136L249 139ZM171 170L176 181L183 189L187 198L198 207L201 196L197 191L195 181L191 178L188 169L176 168L171 165Z\"/></svg>",
	"mask_w": 264,
	"mask_h": 264
},
{
	"label": "trees",
	"instance_id": "obj_4",
	"mask_svg": "<svg viewBox=\"0 0 264 264\" xmlns=\"http://www.w3.org/2000/svg\"><path fill=\"white\" fill-rule=\"evenodd\" d=\"M227 132L230 135V128L229 127H227Z\"/></svg>",
	"mask_w": 264,
	"mask_h": 264
},
{
	"label": "crops",
	"instance_id": "obj_5",
	"mask_svg": "<svg viewBox=\"0 0 264 264\" xmlns=\"http://www.w3.org/2000/svg\"><path fill=\"white\" fill-rule=\"evenodd\" d=\"M227 131V130H226ZM227 134H228V132H227Z\"/></svg>",
	"mask_w": 264,
	"mask_h": 264
}]
</instances>
